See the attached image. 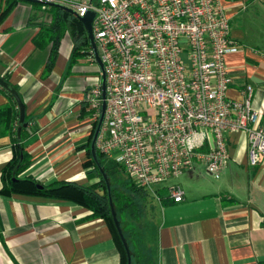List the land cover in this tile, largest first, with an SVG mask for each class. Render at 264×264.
<instances>
[{"label":"crops","instance_id":"0c3cea01","mask_svg":"<svg viewBox=\"0 0 264 264\" xmlns=\"http://www.w3.org/2000/svg\"><path fill=\"white\" fill-rule=\"evenodd\" d=\"M33 1L19 0L0 21V74L17 85L28 114L21 135L31 161L20 175L88 183L98 178L84 165L95 121L88 90L101 80V69L84 52L65 73L73 48L66 32L53 68L42 73L50 46L33 37L37 20L51 16ZM220 1L239 44L227 53L228 92L241 97L252 84L251 102L264 123V0ZM7 100L0 90V104ZM227 138L230 155L219 176L197 162L173 176L185 190L182 200L161 197L160 191L169 193L166 184L147 195L137 238L150 264H264V156L249 162L244 130L227 131ZM11 155L10 134H0V187ZM90 213L67 198L0 191V264H118L109 225Z\"/></svg>","mask_w":264,"mask_h":264},{"label":"built area","instance_id":"2783aa9c","mask_svg":"<svg viewBox=\"0 0 264 264\" xmlns=\"http://www.w3.org/2000/svg\"><path fill=\"white\" fill-rule=\"evenodd\" d=\"M95 9L94 36L106 73V107L97 148L125 173L174 200L184 188L170 178L202 162L219 176L229 151L227 131L247 133L248 159L264 156L261 110L248 83L241 97L227 53L239 44L220 0H39ZM91 58L96 60L91 48ZM98 119L101 80L88 90Z\"/></svg>","mask_w":264,"mask_h":264},{"label":"trees","instance_id":"16d2710c","mask_svg":"<svg viewBox=\"0 0 264 264\" xmlns=\"http://www.w3.org/2000/svg\"><path fill=\"white\" fill-rule=\"evenodd\" d=\"M2 1L0 21L9 14L19 0ZM33 2L37 6L46 8L51 16L49 20H37L40 23V30L33 37L36 45L50 46L48 59L42 73L45 74L53 68L58 56L62 36L66 32H70L73 48L65 70L67 74L71 71L78 53L88 52L90 55L92 53L84 23L74 13L54 2L49 4H45L39 0ZM6 78L10 81L9 77ZM10 82L13 86L17 87L12 81ZM0 90L4 91L8 96V100L0 104V134H10L12 145V155L1 170L2 185L0 191L5 193L16 191L67 198L89 207L91 215L102 216L109 225L120 254L118 264H128L127 250L113 219L109 189L103 173L100 171L91 153V138L97 119L94 121L89 141L86 143L87 155L84 159V165L90 174L97 175L98 178L88 183H82L74 179H55L48 183L42 182L43 186L40 187L38 186V182L41 181L32 174L20 175V172L29 165L31 155L26 149L22 135H18L17 133L16 122L19 117L17 100L7 88L0 85ZM27 118L28 114L26 113L25 120ZM97 152L98 158L110 180V192L117 215L121 221L123 232L128 241L132 258L131 264H150L146 257V254L148 255L147 250L140 244L137 236L140 232L139 225L141 224L139 223L142 220L141 214L145 206V199L151 191L143 187L127 173L124 175V168L120 163L107 158L98 148ZM161 192V197L170 198L169 193L163 194Z\"/></svg>","mask_w":264,"mask_h":264},{"label":"water","instance_id":"95a60500","mask_svg":"<svg viewBox=\"0 0 264 264\" xmlns=\"http://www.w3.org/2000/svg\"><path fill=\"white\" fill-rule=\"evenodd\" d=\"M54 3H56V4L60 5L61 7L71 11L72 13H74L76 16H78L82 20V22L84 23V26L87 30V34H88V38H89V41L91 44V48L93 50L95 58H96L99 66H100V69H101L100 71H101V84H102L103 100H102V104H101V111H100L99 117L97 119V123L95 126L94 133H93L92 138H91L90 148H91L92 156L96 160V162L99 166V169L103 173V176L106 180V183H107V186L109 189V196H110V201H111V211H112L113 219L115 221V225L117 227V230H118V232H119V234L123 240V243L126 247L127 256H128V264H131L132 258H131V252H130V248L128 245V241H127L125 234L123 232L121 221L117 215V210H116L115 205L113 203L112 195L110 192V180H109L107 172L105 171L104 167L102 166V164L98 158L97 145H96L97 135H98V132L100 130V127H101V124H102V121L104 118L105 107H106V99H105V95H106V73H105V69H104V63H103L102 57L99 53L97 43L95 40V36H94L93 19L95 16V9L89 8L84 14H79V12L75 8L69 6L66 3H62V2H54ZM0 84L2 86H4L5 88H7L10 92H12L14 97L17 100L18 107H19V117H18V121H17V133H18V135H20L23 125H25L27 123V120H25V115H26L25 101L22 98L18 88L13 86L11 84V82L2 74H0ZM38 186H40V187L43 186V183L38 182Z\"/></svg>","mask_w":264,"mask_h":264},{"label":"rangeland","instance_id":"374dc122","mask_svg":"<svg viewBox=\"0 0 264 264\" xmlns=\"http://www.w3.org/2000/svg\"><path fill=\"white\" fill-rule=\"evenodd\" d=\"M123 174L125 175V172H124V171H123ZM170 179H171L172 181H174L173 177H171ZM148 199H149V198H148V196H147L146 199H145V201L148 200ZM151 248L154 249L153 246H152ZM145 249H146V248H145ZM153 249H152V250H153ZM147 253H148V255L146 254L147 259H152V258H149V257H148V256L150 255L148 250H147Z\"/></svg>","mask_w":264,"mask_h":264}]
</instances>
